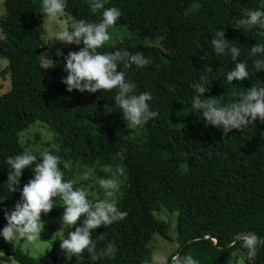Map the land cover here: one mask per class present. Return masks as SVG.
Here are the masks:
<instances>
[{
  "label": "trees",
  "instance_id": "trees-1",
  "mask_svg": "<svg viewBox=\"0 0 264 264\" xmlns=\"http://www.w3.org/2000/svg\"><path fill=\"white\" fill-rule=\"evenodd\" d=\"M263 1L106 0L105 7L120 9L116 25L127 26L133 43H106L98 51L127 49L150 59L143 68L118 66L136 84V94H151L150 110L158 113L130 129L115 105L116 90L68 92L62 83L67 54L79 51L82 44H63L51 62L43 64L44 16L38 14L42 0H2L0 56L7 66L0 75H9L10 88L0 94V232L7 225L5 210H14L24 184L34 178L33 168L24 169L18 190L11 193L6 161L27 150L19 143L20 133L39 121L51 131L47 151L61 157L59 167L65 181H75L74 189L80 184L76 180L80 172L98 167L90 177L108 178L111 173L102 171L104 166L113 172L123 168L125 177L114 200L128 213L92 233L98 252L111 244L109 256L92 261L85 250L69 260L56 237L50 241L48 264H144L150 261L149 243L155 233L170 239L168 224L154 215L160 210L176 213L173 255H192L199 264H224V257L236 251L246 264H264V244L258 245L257 256L250 261L241 240L234 237L254 233L264 240V122L257 118L227 134L222 126L205 125L192 106L193 83L209 87L205 98L216 97L220 105L238 101L254 85L264 86V70L254 67L264 55H251L253 45L264 44V29L234 28L247 11L264 10ZM65 4V13L78 20L94 23L101 18L100 12H90L89 0H65ZM217 30H224L230 44L241 49L238 59L246 63L249 78L227 81L236 62L230 55L215 53L212 39ZM144 39H159V46L143 45ZM55 145L60 146L59 153ZM40 153L33 152L38 158ZM64 160L72 162L71 169L63 167ZM53 207L41 218L62 219L59 197ZM233 240L235 246L229 247ZM0 250L18 264H37L2 235Z\"/></svg>",
  "mask_w": 264,
  "mask_h": 264
},
{
  "label": "clouds",
  "instance_id": "clouds-1",
  "mask_svg": "<svg viewBox=\"0 0 264 264\" xmlns=\"http://www.w3.org/2000/svg\"><path fill=\"white\" fill-rule=\"evenodd\" d=\"M106 0H89L90 12L101 13L98 22H87L68 16L70 29H61L55 33L54 39L64 44L83 45L79 51H70L66 57L64 70L66 78L62 80L67 86V91L79 90L81 93H96L97 91L111 92L116 90L115 105L123 113L126 127L135 129L143 126L149 120L158 116V113L150 110L149 101L152 96L148 92L136 94V84L126 79V73L120 71L118 66L123 63L128 68L135 65L143 68L150 63L143 52L132 53L127 49H116L113 52H101V49L110 41L109 29L116 26L122 13L117 7H105ZM65 0H42V6L38 14H43L45 21H54L65 15ZM258 26L264 29V10H249L243 17L235 22L234 28L247 31ZM212 45L217 55H230L235 67L227 73V81H243L249 78V72L245 62H239L241 49L230 44L225 37L224 30H217L212 39ZM251 55H264V44L258 43L251 47ZM254 67L257 71L264 70V59H256ZM203 79V77L201 78ZM195 92L192 106L199 110L203 116L205 125L216 128L223 127L224 133H230L233 129H243L257 118L264 122V86H256L247 89L240 94L238 101L220 105L216 97L205 98L204 94L209 87L202 83H193ZM55 152H60V146L55 145ZM123 158V151L118 154ZM6 163L10 166L7 179V188L11 193L18 190L23 170L33 168L34 178L24 184L21 191V199L16 203L14 210H5L7 225L0 235L15 246L21 241L27 247L41 239V217L52 211L53 200L59 197L63 201V215L61 231L66 234L60 239V248L66 253L68 259L81 256L87 250L92 261L111 254L112 246L97 251V246L92 239L94 230L104 226H110L114 222L125 219L127 211L118 208L112 197L119 188L117 175H123V168H117L114 172L109 166L101 170L111 173L110 178H99L96 183L104 191L105 198H94L92 194L83 188L74 189L75 181L64 179V172L60 169L61 157L49 151L40 153V158L33 154L31 149L22 151L14 157H8ZM34 166V167H33ZM65 169L72 168L70 160L63 161ZM91 176V171L86 172L84 178ZM82 223L78 225V222ZM74 228V231L68 229ZM241 247L246 249L248 260H254L257 256L259 244H264L254 233L240 234ZM233 240L229 247H234ZM228 264H244V257L237 253H231ZM238 257V259H237ZM147 264V262H146ZM151 264H168L165 256L155 252L151 255ZM170 264H199L192 255L171 256Z\"/></svg>",
  "mask_w": 264,
  "mask_h": 264
},
{
  "label": "rangeland",
  "instance_id": "rangeland-1",
  "mask_svg": "<svg viewBox=\"0 0 264 264\" xmlns=\"http://www.w3.org/2000/svg\"><path fill=\"white\" fill-rule=\"evenodd\" d=\"M262 5L264 6V1L262 2ZM2 12H3V6H2V0H0V14H2ZM68 16L70 15L65 13V15L58 17L54 21L44 22L43 34H42V39L46 46V48L42 51V62L44 65H48L51 62L53 53L56 52L64 44L55 40L54 37L57 31L64 28L69 29L70 24L68 21ZM109 33L111 35V39L107 43L113 44L122 41L133 43L131 42L132 37L130 35V32L127 26L125 25H116L114 28L109 29ZM141 44L159 46V39L156 40L144 39L141 42ZM6 66H7L6 59L0 56V73H2V71L6 68ZM9 88H10L9 75L7 73H5L3 76L0 75V94L8 91ZM36 135L38 136V140L35 139ZM50 139H51V131L46 127V125L37 121L32 126H30V128L20 133L19 143L22 146H26L25 148L31 149L33 152L39 153V152L47 151V149L49 148V146H47V143L49 142L47 141H49ZM89 171H91V173H94L96 171H99V168L96 167L93 169H89ZM85 173L86 172H80L76 176V180L80 182L78 189L83 188L85 189V191L92 194L93 197H89V199L105 198L104 191L100 189L98 184L96 183V181L99 178H104V177L93 175L92 177H88L87 179H85L84 178ZM110 177L111 176H109L108 178ZM124 177L119 174L117 175L119 185L123 182ZM116 192L114 193L112 199L115 198ZM154 215L168 224V235L170 239L163 238L158 233H155L149 243L151 255L153 252H155L157 254L165 256L168 260L177 251V242L175 240L176 213H169L165 210H160L159 212H154ZM62 227L63 225L61 223V218L42 219L41 221L42 232L40 236L41 239H38L34 244H30L27 247L24 246L23 241H21L16 246H20L23 251L33 256L37 260V264H48L47 257L50 249V241L56 237L61 239L62 235L66 234V230L59 232L61 231ZM221 228L223 229V225L221 226ZM224 231L226 232V230ZM239 236L240 234H236L234 237L239 238ZM6 243H8L12 248L16 247L14 243H9L7 241ZM233 252L237 253L238 256H241L238 252L236 251ZM231 253H229L224 257V264H228V261L232 258ZM63 254L66 255L65 252H63ZM3 257L5 258L4 261H2ZM0 264H18V263H16L11 258L6 257L3 254L2 250H0ZM147 264H151V258L150 261L147 262ZM244 264H246V262H244Z\"/></svg>",
  "mask_w": 264,
  "mask_h": 264
}]
</instances>
